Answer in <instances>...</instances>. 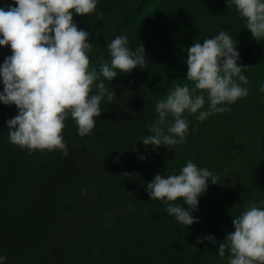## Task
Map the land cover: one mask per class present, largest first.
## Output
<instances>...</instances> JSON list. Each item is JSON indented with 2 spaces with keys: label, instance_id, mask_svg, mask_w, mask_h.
Instances as JSON below:
<instances>
[{
  "label": "trees",
  "instance_id": "16d2710c",
  "mask_svg": "<svg viewBox=\"0 0 264 264\" xmlns=\"http://www.w3.org/2000/svg\"><path fill=\"white\" fill-rule=\"evenodd\" d=\"M96 10L102 14H73L77 26L89 32V66L99 70V58L109 60L106 44L115 35H126L133 49L143 44L145 66L126 73L117 69V76L104 80L114 97L101 100L89 133L78 135L73 118H65L61 134L67 155L47 149L29 153L8 140L7 126L0 129L4 264H227V248L221 259L217 246L232 230V216L249 202L264 200V102L259 99L264 40L251 36L244 18L225 0H97ZM220 28L236 43L239 63L248 65L243 70L248 94L201 121L185 113V141L153 151L138 139L148 134L156 99L173 79L186 75L184 49L193 39ZM9 52L0 46V60ZM15 112L14 104L0 103V126ZM187 159L221 178L199 195L193 212L199 222L183 226L161 200L150 199L144 183L156 171L178 172ZM208 233L215 244L197 241Z\"/></svg>",
  "mask_w": 264,
  "mask_h": 264
},
{
  "label": "clouds",
  "instance_id": "9594fccd",
  "mask_svg": "<svg viewBox=\"0 0 264 264\" xmlns=\"http://www.w3.org/2000/svg\"><path fill=\"white\" fill-rule=\"evenodd\" d=\"M96 4L97 0H0V46L10 49L0 60V103L16 108L15 114L5 120L8 140L29 153L47 149L67 155L61 134L65 118H73L78 135L89 133L94 117L100 115L101 100L111 102L114 97L104 80L117 76V69L126 73L145 66L143 44L129 47L126 35H115L107 42L109 60L100 57L99 70L89 66V32L77 26L73 14L96 11L101 15ZM225 4L235 7L253 38L264 40V0H225ZM235 45L223 28L202 40L194 38L184 49L186 75L179 82L173 79L165 95L156 99V116L146 124L148 134L138 140L151 145L153 151L160 145L172 149L188 135L185 113L201 121L212 113L226 111L246 96L248 77L243 70L248 65L239 63ZM259 92L264 93V80L259 83ZM259 99L264 102V96ZM137 156L145 158L140 152ZM220 178L206 166L187 159L178 172L162 175L156 171L144 184L150 199L161 200L165 212L187 226L199 222L193 215L199 195ZM196 239L216 243L211 233ZM226 248L227 264H264V200L249 202L232 216V230L217 246L221 259ZM5 260L0 253V264Z\"/></svg>",
  "mask_w": 264,
  "mask_h": 264
},
{
  "label": "water",
  "instance_id": "95a60500",
  "mask_svg": "<svg viewBox=\"0 0 264 264\" xmlns=\"http://www.w3.org/2000/svg\"><path fill=\"white\" fill-rule=\"evenodd\" d=\"M7 125H4V126H0V129H3V128H5Z\"/></svg>",
  "mask_w": 264,
  "mask_h": 264
}]
</instances>
